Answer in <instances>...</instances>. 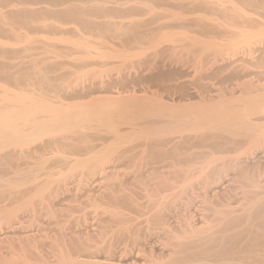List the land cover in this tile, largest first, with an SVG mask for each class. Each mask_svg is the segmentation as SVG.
<instances>
[{
    "label": "bare ground",
    "instance_id": "bare-ground-1",
    "mask_svg": "<svg viewBox=\"0 0 264 264\" xmlns=\"http://www.w3.org/2000/svg\"><path fill=\"white\" fill-rule=\"evenodd\" d=\"M234 2L231 7H227L225 0H0V36H2L0 38L7 35L12 40L11 42L8 41L9 39L5 41L0 39V75L7 81H17L18 83V80L30 77L33 83L39 84L51 92V95L47 97L45 95L31 97L30 94L28 97L8 93L9 95L6 94L8 97L4 96L6 98L0 99V214L8 210V213H11L10 206L17 199L22 197L25 199L26 196H34L36 193L44 194L52 184L54 186V183H58L60 180L65 182L67 178L71 177L69 179L71 182L75 177L73 171L91 166L92 161L102 159L105 152H108V155L109 152L111 154L112 150H108L113 143L118 144L123 141L127 142V147L123 142V148H125L124 150L121 148L123 150L120 151L121 157L127 160L130 173L137 172V186L149 199L143 209H141L142 206L139 207L141 210L138 213L129 212L127 215L124 211L127 215L125 223L128 227L125 228V232L128 234L126 248L129 249L128 252L133 253L135 258L129 257L120 262L117 260V263L109 261L108 263L102 259L98 260V258L96 260L87 258V260H80L69 256V254H64L65 249L61 247L60 243H53L57 245L53 250L54 259L48 260L39 251L41 240L38 242L35 240L36 238L32 240L33 238L30 239L26 235L27 239H18L19 246L15 247L16 250L13 249L15 256L17 254L23 261L9 262L10 264H264V84L254 86L251 80H249L250 83L248 80L247 82L242 81L243 83L240 81L241 84L235 82L238 89L242 85L243 93L242 95L239 93L240 97L236 96L235 100L234 98L231 100L224 98L225 89L221 90L219 96L216 97L223 96L220 99L215 100L213 95L211 99L209 98L210 100L207 96V99L201 97L202 101L200 100L199 103L198 101L197 103L188 101V99V102L184 99L180 103V100L176 101L175 98L172 101L165 100L158 92L159 90L153 92L150 90L151 95L147 93L148 91L143 92L145 94H138L135 88L125 90L123 86H129L127 85L129 82L125 81L126 77L123 79V76L118 74L116 75L119 79H112L115 76L112 75L114 77L111 78L109 73L108 81H101L100 84L91 82V84L74 91L72 88L67 91L66 86V88L63 86L64 90L59 85L60 83H53L55 79L58 80L68 73L79 76L85 71L89 74L90 71H97V67L100 66L104 71V67L110 65L111 61H107L109 57L121 55L122 59L123 56H126L127 59L133 60L131 56L135 58L137 55L138 57L139 51L144 46L147 47L151 37L154 39V36L157 33H162L163 30L177 28L189 32L184 34L182 31L186 42L177 44L181 41V38H179L180 41L177 39L181 37L180 31H173L174 35L173 32L163 34L165 38H161L162 41L158 38L155 39L156 41L152 39L153 42H150L158 45L156 47L153 44L157 49L149 58L143 51L146 48L140 51L147 57L139 64L140 59L138 66L144 67V65H150V62H153L155 66L161 65L172 53H176L172 54L176 57L179 53L177 48L181 46L184 52L187 50V52L193 53H191V58H187V61L189 59L196 61L198 67L205 63L206 49L212 53L211 50L215 51L222 45L221 50L227 48L229 44L234 47V44L231 45L232 41L237 43L235 42L236 38L230 39V43L226 39L228 45L227 42L222 44L216 42L215 39L206 41L194 38L202 36H198V31L211 33L215 30L217 26L213 25L215 22L212 23L214 19H217L214 18L215 15L217 17L230 15L239 17L238 14H241L242 10ZM261 4L264 5V3ZM22 29H25L23 30L25 32ZM102 32L104 35H106L105 32H108L113 38L115 37L114 39H119L121 49L112 51L113 47L110 46L112 52L107 53L102 50L103 47L105 48L104 44L109 45L105 39H102L104 40L103 45L92 43L89 36L93 34L102 36ZM190 32L194 34V37ZM244 32L246 33V31ZM255 32L257 33V31ZM31 34H41L42 36L36 38L33 35L31 37ZM86 35H89L88 38ZM176 35H178L177 38ZM20 37L25 42H29V45L26 46V44L23 48L18 49L14 46L8 49L1 47L5 43L20 44L23 42L22 39H19ZM247 37L249 36L244 38ZM31 38L36 39L32 41ZM250 38L249 40H251ZM187 39H189L188 42ZM164 41H169V43L160 45ZM36 42L37 44H35ZM196 42L198 49L201 45L199 51L194 48ZM29 47L40 48L43 51L42 55L33 60L34 65L41 62H43L41 65L48 63L45 64L46 66L44 65L45 67L39 64L40 68L35 69L32 73L26 72V66H24L25 71L24 68L14 71V67L18 69L21 65L18 62V67L15 63L17 54ZM82 47L84 50L80 51ZM232 48L231 50L237 49ZM177 50L178 52H176ZM168 51L171 53L167 54ZM164 54H167L166 57ZM184 59L186 58L184 57ZM184 59L178 60L186 63ZM112 64L110 68H113ZM67 66L74 70L66 71L67 73H62V75L51 76L52 78L46 75L60 69L63 71V68ZM108 67L106 72L109 71ZM121 67L123 66L121 65ZM133 67L137 68L135 64ZM202 67L204 68V66ZM140 74L142 75V73ZM157 75L159 74L157 73ZM104 76L106 77L107 74ZM120 76L123 80H120ZM180 76L182 77V75ZM100 77L105 79V77ZM225 78L228 79L229 76ZM116 80L120 81L116 82ZM118 83L120 86L118 85L119 87L115 91L118 92V95L111 96L110 92L104 94L103 91H109L110 88L113 90V87H116ZM136 86L138 85L136 84ZM231 86L233 87V85ZM171 98L173 99V97ZM46 134L49 137H46ZM133 140L136 143H133ZM111 147L115 150L113 145ZM101 161L103 162V160ZM93 167L98 168L97 165ZM67 168H69V173ZM81 172L80 177H75V179L78 180L83 177V174H86ZM91 172L93 173V170ZM127 172L129 173V171ZM62 184L64 183H61L60 187ZM57 188L59 187H54V189ZM41 197L44 198L42 201L39 198L38 205L32 204L31 215L29 213V217L24 220L20 219L23 230L31 229L39 221L38 218L44 214L43 211L50 207L44 200L45 196ZM30 198H26V200H31ZM118 212L120 214V211ZM124 212L120 216H123ZM124 220L122 219V223ZM163 236L173 247L170 258L164 261L149 259L144 242L149 240L148 237L161 239ZM55 239L57 240V238ZM55 239L53 240L55 241Z\"/></svg>",
    "mask_w": 264,
    "mask_h": 264
},
{
    "label": "rangeland",
    "instance_id": "rangeland-1",
    "mask_svg": "<svg viewBox=\"0 0 264 264\" xmlns=\"http://www.w3.org/2000/svg\"><path fill=\"white\" fill-rule=\"evenodd\" d=\"M225 1L227 2V5L225 4L227 7H231L232 4H233V1H235L234 3H237L239 5V7L241 8L240 10H242L241 11L242 13L241 14H238L239 17L238 16L237 17H235V16L232 17L231 15L230 16H223V17L218 16L217 17V15H215L216 17H214V18H217V19H214L215 21L213 20V22H212V23H214V22L216 23V24L215 23L213 24V25H216L217 26V27L215 26L216 27L215 30H213L211 33L210 32L209 33H206V32L205 33H202V32H199L198 31V33H197L198 36L199 35L200 36L202 35L203 37L202 36L201 37H194L193 36L194 35L193 34L194 31H193V33L190 32V34H192V36L194 38H196V39L199 38L200 40L203 39V40H206V41L207 40L214 41V39H215L216 42H219V43H222V44H224V42H227V40L230 43V39L233 40V39L236 38L235 39L236 41L235 40L234 41L237 42L236 44H238V46H240V47L237 48L238 46H236V44L232 41L231 42V45L234 44V47H233V45H232V47L233 48H237L236 50H234L230 46V44H229V46L233 50H231V48L229 46L227 47L228 49L225 48V49H222L221 50V48H222L223 45L220 46V47H218V48H216L215 51H212L211 50L212 53H210V50L209 49H206L207 51H206V56H205V60H204L205 63L202 64V65H198L199 69L197 67L196 61L194 62V60H192V59H189V61H187L188 60L187 58H191L192 57L191 56V53L192 52L190 53L188 51L190 53V55H188L189 53L187 52V50H185V52H184V50L182 49L181 46H178V48H177L179 50V53H177L178 55H176V57H178L179 60L180 59L183 60L184 57H185L186 59H184V60L186 61V63L184 61H182V60H181L182 61V63H181V61H179L178 59H176L175 56H173L176 53L175 54L172 53L173 55L171 54V56L169 55L168 58H166V59L164 58L166 62L163 61L164 63H161V65L159 64V65L155 66L153 62H150L151 63L150 65L147 64V65H144V67L141 66V65H139L140 66V68H139V66H138L139 60L141 59L140 62H139V64H140L143 60L146 59L145 58V57H147L146 55H148L147 58L151 57L150 55L151 54L153 55L154 50L157 49L156 47L158 45L156 46L155 43H153L156 46L155 47L152 44L153 40L156 41L157 38L160 39V40H161V38H165L164 37L165 33L166 34L167 33L168 34H171V32H173V31L174 32L175 31H180L179 34H180L181 37H178V38H177V36L179 34L176 32L178 34V35H176V38L178 40H179V38H181L180 39L181 41L180 40H179L180 42L177 41L178 42L177 44H181V43L183 44L184 42H186L185 41L186 38L183 36L182 31H183L184 34H187L189 32L187 30L184 31V29H180V28L178 29L177 28V29H173V30H166V31L163 30L162 33H157L156 36H154V39L151 37L150 38L151 40L150 39L149 40L152 41V42H150L148 40L150 43L148 42L147 47L144 46V48H143V49L146 48V50H143L142 49L146 55L144 53L142 54V52H140L142 50H140L139 51L140 55L138 57H137V55H136L135 58H133V56H131V58L133 60L127 59L128 57L126 58V56H123L124 58L122 59V56L121 55L118 56V57L117 56L116 57L113 56L111 58L109 57V58H107L108 60L107 59L106 60L109 61V62L111 61L110 62V65H111V63H113L112 64L113 68H110V65H108L109 67L108 66L104 67V71H103V68H101V66H100V67H97V71L96 70L95 71L93 70L92 72L90 71L89 74H88V72H85L84 71L81 74H79V76H76L78 74H75V75L74 74H70L69 75V73H68V74H64L58 80L55 79L53 83H55V84H56V82H57V84L60 83L59 85H61L62 87L63 86L64 87L65 86L67 87V88L65 87L66 90L68 89L70 91L71 88H72V91H74L76 89L77 90L81 89L83 86H87L88 84H91V82L92 83L93 82H98L100 84L101 81H105V82L108 81V79L110 78L109 76H111V78L115 76L112 79H115V78L116 79H119L118 75H122L123 76V79H125L124 77H126L127 79L125 81L128 80V82H129L128 84L127 83H125V84H127V85L130 86V87L129 86H126V85L123 86V87H125V90H127V89L132 90L133 88H135V90L138 91L137 92L138 94H145L143 92H147L148 91L147 93L150 94V95H151V93H150L151 91L153 92V91L159 90L158 92H160L162 98H164L165 100H169V101L170 100L172 101L175 98L176 101H179L180 100V103H182L181 101L184 100V99H185L184 101H186V102H188V101L191 100V101L196 102V103L198 101V103H199L200 100L202 101V99H207V97H208V100H210L212 98L211 96H213V95H214L213 97H215V100H216V99H220L221 97H223V96H221L219 98H216V97L219 96L220 91L221 90L224 91L225 89L226 90L224 91L225 92L224 94H226V95H224L223 93H221V94L224 95V98L230 99V100L234 98V100H235V97L236 96L237 97H240L239 95L240 94L241 95L243 94L242 93V88H241L242 85L238 89V86H237L236 83H240V81H241V83H243V82H247V80H248V83H250L252 81L251 83L254 84V86L257 85V84H261V83L264 84V62H263L264 61V58H263L264 57V41H263L264 40V35H263L264 34V27H263L264 26L263 25L264 24L263 23L264 22V19H262V18H264V8H262V7H264V5L261 4V3H264L263 2L264 0H262V1H260V0H250V1L249 0H233V1L232 0H225ZM241 6H243V7H241ZM260 6H262V7H260ZM260 8H261V10H259ZM233 18H235V19H233ZM226 19L228 20V22H227ZM257 21H258L259 25H257L258 24ZM258 26H260V27H258ZM23 30H25V29H22V31ZM216 31L219 32V33H217ZM244 31H246V33ZM255 31H257V33ZM23 32H25V31H23ZM174 32H173V35H174ZM225 32H227V33H225ZM105 33H106V35H104V33L102 32V36L99 35V34H95V35L93 34L94 36L93 35L92 36L90 35L91 37L89 35L88 36H89V39L91 40V42L92 43H96L97 45L98 44L103 45V41L104 40H102V39H105V41L109 45L104 44L105 48L106 47L107 48L105 49L103 47L104 49L102 48V50L105 51V52H107V53H110V52L114 51V49H119L120 50L121 49V46H119L120 43H121L120 40L119 39L117 40V38L114 39L115 37L113 38V36H111V34L108 33V32H105ZM22 34H24V33H22ZM109 34H110V36H109ZM195 34H196V31H195ZM32 35L33 34H31L30 36L32 37ZM97 35H99V36H97ZM253 35H255V36H253ZM259 35H261V36H259ZM33 36L34 37L36 36V38H37V37H40L42 35L41 34H39V35L38 34H35ZM88 36L86 35L87 38H88ZM245 36L251 37L250 38L251 40H249V37H247L248 39L247 38H244ZM0 37H2V36H0ZM6 37H7V35L4 36L3 38H0V39L1 40H4V41L7 40V39H9L8 37L7 38ZM190 37H191V35H190ZM254 37H256V38H254ZM4 38H6V39H4ZM176 38H174V39L177 40ZM252 38H253V40H252ZM19 39L20 40L22 39L23 42H21L20 44H15V45H11L10 43H5V44H2L1 47L3 49H4V47H5V49H8V48H13V46H14V48H17L18 49L20 47L23 48L26 44H27L26 46L29 45L28 44L29 42L28 43L25 42L23 40V38L20 37ZM35 39L34 38H31L32 41H34ZM8 41H11L12 42V40H10V39ZM13 41H15V40H13ZM188 41H189V39H187V42ZM248 41H250V42H248ZM101 42H102V44H101ZM113 42H115V43L113 44ZM168 43H169V41H164L160 45L163 46V45L168 44ZM247 43H248V45H247ZM250 43H251V45H250ZM35 44H37V42ZM151 44L153 45V47H152ZM196 44H197V42L195 43V45ZM254 44H255L256 47L254 46ZM30 45H33V44L30 43ZM115 45H117V47H115ZM198 45H200V44H198ZM227 45H228V42H227ZM241 45H243V46H241ZM110 46L113 47V49ZM200 46H199V49L197 48L198 47L197 45L194 46V48L199 51L201 49ZM179 47H181V48H179ZM250 47H251V49H250ZM147 48H150V49H147ZM160 48H161V46H160ZM110 49H112V51H110ZM246 49H247V52H246ZM79 50H80V48L78 49V51ZM82 50H84L83 47L81 48L80 51H82ZM178 50L176 52H178ZM213 50H214V48H213ZM224 50H225V52H224ZM244 50H245V52H244ZM248 50H249V52H248ZM135 52H136V50H135ZM148 52H150V53H148ZM218 52H223V53H221L222 54L221 55ZM234 52H236L237 54L234 53ZM170 53L168 51L167 54H170ZM180 53L183 55L182 58H181L182 55ZM213 53H214V55H213ZM42 54H43V51L40 48H36V47H31V48L29 47L26 50H23V51L19 52L17 54V59H16L17 62L15 61V63H16V65L18 67H19L20 64L21 65H20V67L18 69H17V67H14L13 68L14 71H15V69H16V71H18L19 69H22V68H24V71H25V67L24 66H26V68H27L26 69V72L27 73H32L35 69H39L41 63H43V62L39 63L40 65L39 64L38 65H34L33 64V60L36 57H38V56H40ZM167 54H164V57H166ZM207 54L209 55V59H208V55ZM179 55H180V57H179ZM142 57H143V59H142ZM170 57H173L174 58V61H173V58H171L172 59L171 60ZM129 58H130V56H129ZM61 59H63V58H61ZM1 60H3V59H1ZM133 61H135V63H133ZM178 61H179V63H178ZM210 62H212V63H210ZM47 63L48 62L44 63L41 66L45 67L46 66L45 64H47ZM125 63H128V64H125ZM22 64H24V65H22ZM123 64H125L126 66L123 65ZM133 64H135L137 66V68L136 67H133ZM121 65L123 67H121ZM146 66H147V68H145ZM174 66H175V68H174ZM202 66H204V68ZM228 66H229V68H227ZM43 67H41V68H43ZM107 67L109 68V71L108 72H106L108 70ZM114 67H115V69H114ZM239 67H240V69H239ZM98 68H99V71H98ZM131 68H132V71H131ZM133 68H135V69H133ZM13 69H12V71H13ZM142 69H143V71H142ZM153 69H154V71H153ZM171 69H172V71H171ZM211 69H212V71H211ZM243 69H244V71H243ZM73 70L74 69L72 67L67 66L66 68H63V71H62V69H60L57 72L48 73L49 75L48 74H46V75L49 76V78H52L55 75H62V73H67L66 71H73ZM156 71H157V73L159 75H157ZM228 71H230V72H228ZM93 72H94V74H93ZM98 72H100V73H98ZM127 72H128V74H127ZM256 72H257V74H256ZM84 73H86V74H84ZM109 73L111 75L108 76ZM132 73H135V74H132ZM140 73H142V75ZM106 74H107L108 78H107V76L106 77L104 76ZM116 74H118V75H116ZM112 75H114V76H112ZM133 75H137V76L135 77ZM180 75H182V77ZM256 75H257V77H256ZM95 76H97V77H95ZM100 76L105 77V79L106 78L107 79L106 80L105 79L103 80ZM122 76H120L121 77L120 80L122 79ZM227 76H229L228 79L225 78ZM138 77H140V78H138ZM234 78H236V79H234ZM120 80H116V82H118ZM249 80H251V81H249ZM10 81L11 80H8V81L5 80L3 76L0 77V99H2L4 96L8 97L7 96V95H9L8 93H11L12 95L13 94H20V96H28L30 94L29 96H31V97L32 96H36V95H38V96L45 95L47 97V96L51 95V92H49L47 89H44L39 84L33 83L32 82V79H30V77L29 78H24L22 80L21 79L18 80L19 83L17 81H11V82ZM20 81L23 82V83H21ZM146 81H148V82H146ZM33 84H34V86H33ZM63 84H65V85H63ZM136 84L138 86H136ZM118 85L120 86V84L118 83L116 87H113V90H112V88H110L109 91H103L104 94L106 92L107 93L110 92V94L112 93L111 96L114 95V94H115L114 96L118 95V92H115V91H117V88L119 87ZM231 85H233L234 88ZM132 86H135V87H132ZM136 87H138V88H136ZM65 88H64V90H65ZM235 88H237V89H235ZM144 89H146V90H144ZM231 89H233V90H231ZM42 90H43V93L44 94L41 93ZM216 90H217V92H215ZM103 92L102 93L100 92V93L103 94ZM232 92H234V93H232ZM215 93L217 94V96H216ZM199 95H201V96H199ZM6 97H4V98H6ZM171 97H173V99ZM201 97H202V99H201ZM228 97H230V98H228ZM179 98H181V99H179ZM189 98H191V99H189ZM187 99H188V101H187ZM184 101H183V103H184ZM122 127H124V126L122 125ZM54 134H52V135H54ZM43 136H44V138H46L48 135L46 134V137H45V135H43ZM35 142L37 143V141H35ZM38 142H39V140H38ZM123 142H119L118 144H122L123 143V144H125V147H127V142L126 141H123ZM132 142L133 143H136L135 140H133ZM118 144L116 142L112 144L114 146V149L115 150H113V148L111 147L112 145L110 146V149L108 151H111L112 150L111 151V154L109 152V155H108V152H105L104 155L102 156V159H99L98 161L97 160H94L97 163H95L94 161H92L93 164L91 163L90 165L91 166L92 165L93 166H96L97 165V167H98L97 169L98 170L95 167H93V166H92L93 169H92L91 166H88V167H91L90 169L88 167H84V168H86L85 170H84V168H82L84 171L82 169L78 168L77 170L73 171V172H75V175L74 176L76 178L77 177H80L79 174H80L81 171H82L81 173L85 172L87 175L86 174H83V177L82 178H78V180L75 179V177H73L72 180L73 179H75V180H73V181L71 180V182L69 180V179H71V177L70 178H67L65 182H62V180H60V181H58L59 185H58L57 182H55L54 183V186H52L53 185L52 184L51 185V188H49L46 191L47 193L43 191L44 194H42V193L41 194L40 193H36V195L34 194V196L31 195L30 197L33 196L32 197L33 199L26 196V198H28V199L30 198L31 200H28V199L26 200V198L25 199H22L23 197L21 199H17L19 201L15 200L14 201V204H12L10 206V209H11L10 212L11 213H8V211H9L8 210L6 212H3V214L2 213L0 214V240L1 241L3 240L2 242L0 241V264H7V263L10 264L9 262H18V261L20 262L22 260V259H20V257L17 256V254L15 256V254L13 252V249L16 250V248L19 246V240H20V238L27 239L26 238L27 236H29L30 239L33 238L32 240H34L36 238L35 240L38 241V242L41 240L40 241L41 244L39 243L41 245V246L39 245V251H41L43 253L42 256H44L48 260H53L54 259V257H53V252L54 251L53 250H55L54 247L57 246V245H54V244H57V243H60L61 247H63L65 249L64 254H67V255L69 254V256L71 255V257L77 258V259H80V260L81 259L82 260H87V259H89V260H96L98 258V260H101L102 259V260H105L106 262L109 261L110 263L111 262L117 263L116 262L117 260L120 262V261H122L124 259H127L129 257L135 258V256H133V253L128 252L129 249L126 248V242H127V236H128V234L125 232V228L127 227V223H125V221H126V218H127V215L129 214V212L130 213H138L141 209H143L147 205L146 203L149 202V199H147L148 197H145V195H143L144 193L142 191H140L139 190V187L137 186L138 185L137 184L138 183L137 182L138 181L137 172L130 173L131 171H130V168H128L129 166H127V165H129V164H127V160L125 158L121 157V152L125 148V147L123 148L124 145L123 144L122 145H118ZM128 144H130V143H128ZM117 145L119 146V148H118ZM118 153H119V155H118ZM106 154H107V156H106ZM113 154H116V155L113 156ZM116 159H117V161H116ZM101 160H103V162ZM67 169H68L67 171L69 173L70 172L69 171V168H67ZM95 169H96V171H94ZM92 170H93V173L91 172ZM101 170L102 171L104 170L103 173H102ZM106 170H107V172H106ZM113 170H115V171H113ZM76 171H78V172L76 173ZM88 171H89V173H88ZM127 171H129V173ZM134 177H136V178H134ZM133 179H135V180H133ZM68 180H69V182H68ZM61 183H64V184H62L61 187H60V184ZM55 184H57V186H55ZM65 184H67V185H65ZM76 185L78 186V188H77ZM54 187H59V188L54 189ZM68 188H69V190H68ZM54 191H56V192H54ZM129 192H130V194H129ZM42 195L45 196L46 199H44V200H46L48 202V204L50 206V207H48L49 209L47 208L46 211H43V213H44L42 215L43 217L40 216L42 218L39 217L38 218L39 221L36 224H34L31 227V229H28L27 230L25 228L23 230V227H21V225H20V221L26 219L27 217H29L31 215V210H32L31 207H32V204L38 205L40 203V201H42V199L44 198V197H41ZM97 196L100 197V198H98ZM133 196H135V197H133ZM130 197H132V198H130ZM39 198H40V201H39ZM94 199H95V201H94ZM241 200H243V199H241ZM133 201H135V202H133ZM30 202H32V203H30ZM23 203L25 204V206H24ZM29 203H30V205H29ZM141 206H142V208H141ZM134 207H136V208H134ZM117 209H119V210H117ZM122 210H123V212L125 211L126 214H127V215H125V212H124L123 216H125V217L120 216L123 213ZM118 211H120V214H118L119 213ZM29 213H30V215H29ZM115 216H116V218H115ZM9 217H10V219H9ZM1 218H3V219H1ZM117 218H118V220H117ZM122 219L123 220L125 219L123 221V223H122ZM194 222L197 223L198 221L197 222L194 221ZM195 223L192 222V224H194V225H195ZM123 224H125V225H123ZM19 226H20V228H19ZM122 226H124V227H122ZM128 226H129V224H128ZM72 234H74V235H72ZM90 234H92V235H90ZM107 235H108V237H107ZM14 238H16V239H14ZM55 238H57V240ZM162 238L160 239V238H150V237H148L149 240H146L144 242V246H146L145 247L146 252L149 254V259H151V260H156L157 259L158 261H164V260H167V259L170 258V253H171V250H172L173 247L171 246V244H168L169 242L167 241V238L166 237H164L163 239ZM53 239H55L56 242ZM60 239H62V240H60ZM146 242H147V244H145ZM148 242H150V243H148ZM156 242H158V243H156ZM77 243H78V245H77ZM96 244H98V245H96ZM102 244H104V245H102ZM162 245H164V246H162ZM12 246H14V247H12ZM169 248H170V250H169ZM81 252H83V253H81ZM151 254H153L154 256L151 255Z\"/></svg>",
    "mask_w": 264,
    "mask_h": 264
}]
</instances>
